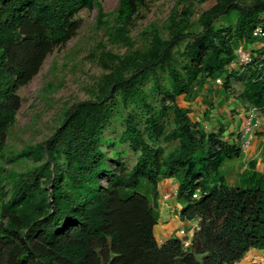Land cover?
<instances>
[{"label":"trees","instance_id":"1","mask_svg":"<svg viewBox=\"0 0 264 264\" xmlns=\"http://www.w3.org/2000/svg\"><path fill=\"white\" fill-rule=\"evenodd\" d=\"M146 2L119 0L108 14L99 0H0V154L21 107L16 91L77 35L82 10L98 8L108 41L126 48L116 54L103 46L106 73L93 96L67 107L51 136L15 157L37 165L12 176L10 196L0 172V264H236L251 249L264 250V171L252 161L229 186L223 170L241 155L240 146L223 141L224 129L206 131L178 103L211 93L207 85L217 80L226 91L242 79L246 103L264 108V57L230 71L239 46L264 39L255 35L264 26V0L183 6L167 21L168 38L153 28L138 48L131 29ZM219 20L227 25L217 27ZM118 109L127 111L120 143L138 158L104 186V132ZM164 179L178 183L181 220L199 223L189 248L176 237L159 245L155 236L154 200Z\"/></svg>","mask_w":264,"mask_h":264},{"label":"rangeland","instance_id":"2","mask_svg":"<svg viewBox=\"0 0 264 264\" xmlns=\"http://www.w3.org/2000/svg\"><path fill=\"white\" fill-rule=\"evenodd\" d=\"M215 1L147 0L146 5L135 16L131 36L136 41L138 48H142L148 43L150 31L153 28L159 29L162 36L168 38L167 21L174 10L180 11L183 6L190 4L197 10H205L213 6ZM99 2L102 4L104 11L110 14L116 9L119 0H99ZM97 15L98 8L96 7L92 11L82 10L76 17L81 23L77 35L67 44L56 48L44 61L39 74L29 84L18 88L16 91L21 98V107L16 114V122L7 132L5 147L0 154L2 187L9 196L11 194L12 176L33 170L37 165L31 157L20 160H15V157L25 147L40 143L51 136L61 124L63 112L67 107L76 102L90 99L93 96L98 82L106 73L99 61L102 47L106 46L107 50L116 54H124L126 52V48L108 41L104 29L98 25ZM197 17H194V31L199 30ZM262 23L264 24V15ZM226 25L227 21L225 20H219L216 23L217 27ZM261 27L263 28L264 26L261 25ZM183 48L184 44L181 45L180 49L182 50ZM244 48L252 52L255 58L264 57L262 55V52L264 53V39L255 46H246ZM176 61L177 66L181 68V58L177 56ZM233 70L241 71L237 64L232 65L230 71ZM161 76L166 80V76L162 73ZM243 82L242 79L235 81L229 91H225L222 84H217V82L210 83L207 88H213L216 91L215 95L203 91L197 101L192 104L188 103L184 97H179L178 103L181 107L190 109L192 112H199L200 115L204 114V109H207V107L210 109L209 104H213L212 108L218 110L215 115L220 124V127L215 129L216 132L222 130L221 120L224 119L222 112L223 108H226L227 114L232 119V123L229 126L232 125L231 128L235 129L234 118L240 114L239 110L250 109L241 95ZM151 84V82L146 83V87L150 88ZM218 93L221 95L218 96ZM126 114V110L118 109L113 115L111 125L104 132L102 150L109 170V173H105L102 177L104 186L109 184L113 174L120 171L122 164L126 166L127 170H131L137 163L138 154L128 145L120 143L121 135L125 129L124 117ZM207 129L211 130L210 127ZM162 144L168 150L175 146V144L167 146L163 142ZM230 165H232L231 161L227 166ZM161 183L162 181L158 185L159 194L154 200V211L159 217L162 201H164V197L172 188L171 186H169V189L166 186L162 187ZM140 192L147 194L144 189H141ZM166 200H170V197H166ZM159 223L158 221V225ZM193 223L195 225L198 224L196 221H193ZM197 258L199 260L202 259L201 256Z\"/></svg>","mask_w":264,"mask_h":264},{"label":"crops","instance_id":"3","mask_svg":"<svg viewBox=\"0 0 264 264\" xmlns=\"http://www.w3.org/2000/svg\"><path fill=\"white\" fill-rule=\"evenodd\" d=\"M219 93L218 96L221 95ZM210 94L215 95L216 93L214 91H211ZM212 105L213 104H209L210 109L208 107L207 109H204L203 115H200L199 112L191 111V116L196 121L200 122L201 125L208 132H212V130L215 131L217 127H220V124L217 120L218 118L215 115V112L218 110H214V108H212ZM247 106H249L251 109L253 105L248 104ZM191 109L193 110V108ZM250 109L239 110L240 114L235 116L234 118L236 127L235 129H233L231 128L232 125L229 126V124L232 123V119L227 114L226 108H223L222 116H224V119L221 120V124L223 125L222 129H224L223 141L225 143L231 146H239V134L242 129L244 120L249 114ZM258 109L260 110L261 126L257 130L256 136L253 139L250 148L246 151H241V155L231 161L232 165L225 167L223 170L224 175L227 179V184L229 186H236L239 181V176L243 174L245 170H247V168L249 167V163L252 161L256 162L257 169L259 171H264V108ZM208 127H210L211 130H208ZM161 184L162 187L166 186L167 189L170 188L169 186H171L172 188L171 190H169V193H167V195L164 197V201H162V205L160 207L161 214L159 217L160 223L156 226L157 228H155V236L159 245H163L165 242H167V240L173 237L179 238L182 241H192L193 236L198 230L199 223L196 221L198 224L195 225L193 221L181 220L179 216L181 205L176 201L175 198L178 183L173 179H164ZM168 195L170 196V200H166V197H168ZM183 229L187 231V234L185 236L180 235V231ZM236 264H264V250L251 249L246 254V256L239 263Z\"/></svg>","mask_w":264,"mask_h":264},{"label":"built area","instance_id":"4","mask_svg":"<svg viewBox=\"0 0 264 264\" xmlns=\"http://www.w3.org/2000/svg\"><path fill=\"white\" fill-rule=\"evenodd\" d=\"M255 35L258 37L264 36V32L261 28H258L255 31ZM237 58L234 62V64H237L238 67L241 69V71L245 70L249 65H251L254 62V57L252 52L248 51L243 46H239L236 50ZM264 69V65L262 66ZM217 84H223L222 80H217ZM261 126L260 121V110L257 107L252 106L248 116L244 120V123L242 125V129L240 131V137H239V146L242 151H246L250 148L253 139L256 136L257 130ZM168 197H170L168 195ZM194 198L198 199L200 198V193L197 192L194 195ZM187 234L186 230H181L180 235L185 236ZM192 244V241L185 240L183 241V245L185 248H189Z\"/></svg>","mask_w":264,"mask_h":264},{"label":"clouds","instance_id":"5","mask_svg":"<svg viewBox=\"0 0 264 264\" xmlns=\"http://www.w3.org/2000/svg\"><path fill=\"white\" fill-rule=\"evenodd\" d=\"M198 222V221H197ZM181 232V231H180ZM183 242V241H182Z\"/></svg>","mask_w":264,"mask_h":264}]
</instances>
